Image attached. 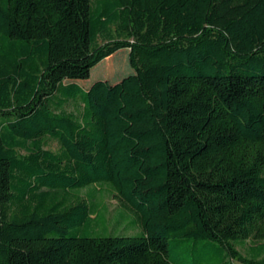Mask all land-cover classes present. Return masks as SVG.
Instances as JSON below:
<instances>
[{"label": "trees", "instance_id": "obj_1", "mask_svg": "<svg viewBox=\"0 0 264 264\" xmlns=\"http://www.w3.org/2000/svg\"><path fill=\"white\" fill-rule=\"evenodd\" d=\"M0 264H264V0H0Z\"/></svg>", "mask_w": 264, "mask_h": 264}, {"label": "rangeland", "instance_id": "obj_2", "mask_svg": "<svg viewBox=\"0 0 264 264\" xmlns=\"http://www.w3.org/2000/svg\"><path fill=\"white\" fill-rule=\"evenodd\" d=\"M122 52L118 53L115 55L114 60H117L116 65L114 66V72H111L110 69L107 67V64L104 63L101 67L95 69L93 72V78L91 79L90 76L87 79L90 82H93L94 80L101 79L105 80L111 84L116 83V82H121L125 81L129 87H134L136 82L135 78L132 73V69L130 68L129 64L126 62V59L128 60V52L127 49H120ZM125 50V51H124ZM92 69V68H91ZM97 76H101V78H98ZM48 147L51 149H54L56 146L54 143H49ZM19 153L25 155V151L23 150H18ZM99 187V186H96ZM102 193L98 196V201L101 202L102 205L106 207V219L108 220L107 223V229L110 233V231H115L113 232L114 234H123V235H130V234H135L138 230L137 228H130L126 227L124 223H121L119 225H115L114 221L118 216V211H119V203L117 199L111 194V192L105 188H101ZM87 189H82L80 191V194H85ZM101 232V231H100ZM241 252H244L243 248H240Z\"/></svg>", "mask_w": 264, "mask_h": 264}]
</instances>
